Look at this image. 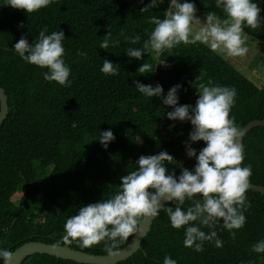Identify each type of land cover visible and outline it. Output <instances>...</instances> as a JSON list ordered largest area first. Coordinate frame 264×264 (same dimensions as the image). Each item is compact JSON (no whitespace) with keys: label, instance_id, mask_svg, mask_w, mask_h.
I'll list each match as a JSON object with an SVG mask.
<instances>
[{"label":"trees","instance_id":"trees-1","mask_svg":"<svg viewBox=\"0 0 264 264\" xmlns=\"http://www.w3.org/2000/svg\"><path fill=\"white\" fill-rule=\"evenodd\" d=\"M150 2L51 0L33 13L0 3V86L8 104L0 125V249L13 251L30 240L63 244L67 219L81 206L111 198L119 190L121 177L136 169L141 155L167 151L175 161L165 164L167 174L175 172L177 178L182 168L193 170L197 161L187 155L188 146L198 155L206 145L190 141V121L167 118L174 109L163 104V98L175 85H181L178 106L193 107L199 83L211 80L215 86L234 87L237 95L229 118L239 128L250 120L264 119V83L255 84L207 45L181 43L159 57L146 51L140 60L126 54L130 48L142 49L155 27L151 17L163 19L170 4V0H157L155 8L141 12ZM187 2L205 15L215 12L221 21L226 18L216 0ZM253 2L261 9V26L245 25L244 32L264 43V0ZM45 28L46 35L64 33L62 58L70 68L69 86L45 81L48 69L29 64L14 50L21 36L32 45ZM109 32V47L100 48ZM136 35L141 39L133 44L130 38ZM104 60L113 63L118 74H104ZM145 62L152 65L151 72L141 75L137 69ZM136 81L161 85L162 96H144ZM109 130L115 139L105 148L99 137ZM242 145L241 167L250 165V182L264 186V126L247 131ZM245 195L251 206L243 212L244 226L232 230L235 239L223 220L214 229L201 228L206 233L215 230L222 247L217 248L214 241H205L202 252L185 247L187 226L172 228L161 209L141 247L115 264H163L165 256L177 264H264V253L251 251L253 244L264 240V194L248 188ZM199 196L194 199H202ZM191 204L186 200L183 210ZM167 207L174 209L175 203H166ZM79 245L74 240L68 246L106 253L103 241L89 248ZM20 264L87 263L33 253Z\"/></svg>","mask_w":264,"mask_h":264},{"label":"clouds","instance_id":"clouds-1","mask_svg":"<svg viewBox=\"0 0 264 264\" xmlns=\"http://www.w3.org/2000/svg\"><path fill=\"white\" fill-rule=\"evenodd\" d=\"M160 2L163 3V0ZM50 3L51 0H6L5 4L33 13ZM156 6L157 0H151L140 11L146 12ZM216 7L223 9L226 18L221 21L215 12H208L206 20L202 22L196 15L194 3L170 0L163 19L151 17L149 22L155 27L142 49L130 48L126 54L140 60L146 51H150L159 57L165 50H171L181 43L188 45L199 42L207 45L211 51L230 58L245 56L249 49L245 46L247 35L244 26L260 28L261 9L253 0H216ZM46 32L47 28L42 30L32 45L21 36L14 50L29 64L47 68L45 81L69 86L70 68L62 58L65 52L62 46L64 33L58 31L46 35ZM110 37L109 32L99 47L107 49ZM140 39L136 35L130 41L136 44ZM78 54L86 55L83 52ZM151 68L152 65L145 62L137 71L143 75L150 73ZM101 71L104 74H118L117 68L108 60L103 61ZM135 87L146 97H161L163 94L159 84L144 85L136 81ZM180 87H172L163 98V104L174 109L167 113L169 120L190 121L191 142H205L206 146L198 155L190 145L187 148V155L196 158L194 169L182 168L177 178L175 172L167 174L165 164L175 162L167 151L141 155L136 161V169L121 177L119 190L111 198L81 206L76 215L67 219L63 244L70 245L72 241L79 240L81 248H89L103 241V250L108 257H116L120 255L119 244L134 234H140L144 219L158 216L161 209L166 211L172 228L187 226L183 244L188 248L194 247L197 252L203 251L205 241H214L217 248L223 246L215 230L208 233L201 230L202 226L214 229L219 220H223V227L235 239L236 233L232 230L244 226L246 217L243 212L251 206L245 193L252 175L250 165L241 167L244 160L243 145L239 143L241 130L234 118H229L237 90L234 87L215 86L211 80L199 83L198 99L193 107L178 106L177 92ZM114 139L110 130L100 133L99 140L105 148ZM197 194L202 199H194ZM186 200H191L192 204L185 211L182 206ZM166 203H175V208H165ZM251 251L264 253V240L253 244ZM13 257L12 251L0 249L4 264H12ZM163 264H177V261L165 256Z\"/></svg>","mask_w":264,"mask_h":264},{"label":"water","instance_id":"water-1","mask_svg":"<svg viewBox=\"0 0 264 264\" xmlns=\"http://www.w3.org/2000/svg\"><path fill=\"white\" fill-rule=\"evenodd\" d=\"M8 112L7 95L4 89L0 86V125L5 119ZM255 126H264V119H253L248 121L244 126L240 128L241 135L239 137V143L242 144L244 134ZM250 189L264 194V186L250 182ZM200 195V194H197ZM154 218H146L142 224V232L140 234H134L130 237L126 244L120 248V255L116 257H108L105 254H95L79 249H74L65 244L47 243L42 241H26L16 247L12 252L14 253L12 264H20L25 257L33 253H46L54 255L56 257L70 259L79 263L87 264H115L118 261L124 260L141 247L143 238L147 235ZM54 245H57L54 247ZM1 264H4L2 261Z\"/></svg>","mask_w":264,"mask_h":264},{"label":"rangeland","instance_id":"rangeland-1","mask_svg":"<svg viewBox=\"0 0 264 264\" xmlns=\"http://www.w3.org/2000/svg\"><path fill=\"white\" fill-rule=\"evenodd\" d=\"M4 2L6 0H0V3ZM179 2L183 3L185 0H179ZM196 15L202 22L206 20V15L198 9ZM245 46L249 51L243 57L230 58L223 54L220 55L255 84L261 85L264 83V43L247 35ZM161 65L165 66V63Z\"/></svg>","mask_w":264,"mask_h":264}]
</instances>
